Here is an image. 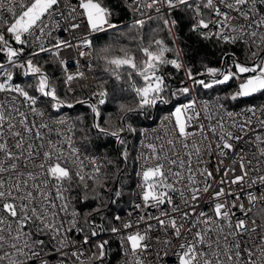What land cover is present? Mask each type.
Segmentation results:
<instances>
[{
	"label": "snow or ice",
	"instance_id": "obj_1",
	"mask_svg": "<svg viewBox=\"0 0 264 264\" xmlns=\"http://www.w3.org/2000/svg\"><path fill=\"white\" fill-rule=\"evenodd\" d=\"M258 96L264 0H0V264H264Z\"/></svg>",
	"mask_w": 264,
	"mask_h": 264
},
{
	"label": "trees",
	"instance_id": "obj_2",
	"mask_svg": "<svg viewBox=\"0 0 264 264\" xmlns=\"http://www.w3.org/2000/svg\"><path fill=\"white\" fill-rule=\"evenodd\" d=\"M189 45H190L193 49H197L199 55L202 56V55H204V54L207 53V54L209 55L210 58H214V57L211 56V50H209V49L203 47L202 45H197V44L193 43L191 40H189ZM194 59H195V58H194ZM169 70H170V69H169ZM97 71L99 72L100 70L97 69ZM263 98H264V97L258 96V97L255 98V99H250L249 101H247V103H249V104H250V103H253V102H256V103H257V102L261 101ZM241 106H243V105H241ZM78 111L81 112V113H83V112H85L86 110H85L84 108H78ZM118 147H119V145H116V144L112 143L111 141H109V142H107V147L104 148V149H101V151H106V152H108V153H110V154H112V155H115V154H116L115 149L118 148ZM131 170H132V169L129 168V172H131ZM118 207H119L120 211H124L126 208H128V204H127V196L124 197V198L119 202ZM113 210L115 211V208H114ZM115 248H116V245H115V243H113V249H115Z\"/></svg>",
	"mask_w": 264,
	"mask_h": 264
},
{
	"label": "built area",
	"instance_id": "obj_3",
	"mask_svg": "<svg viewBox=\"0 0 264 264\" xmlns=\"http://www.w3.org/2000/svg\"><path fill=\"white\" fill-rule=\"evenodd\" d=\"M90 79L91 80H94V77H90ZM250 104H264V98L261 101L257 102V103L256 102H253V103H250ZM121 213L123 214V211H121Z\"/></svg>",
	"mask_w": 264,
	"mask_h": 264
}]
</instances>
